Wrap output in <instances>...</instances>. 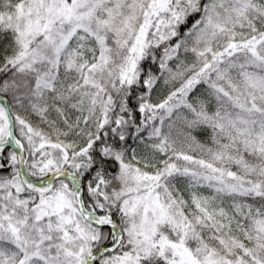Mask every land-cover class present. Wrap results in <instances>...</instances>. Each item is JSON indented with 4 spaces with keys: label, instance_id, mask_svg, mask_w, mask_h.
Masks as SVG:
<instances>
[{
    "label": "snow or ice",
    "instance_id": "1",
    "mask_svg": "<svg viewBox=\"0 0 264 264\" xmlns=\"http://www.w3.org/2000/svg\"><path fill=\"white\" fill-rule=\"evenodd\" d=\"M0 264H264V0H0Z\"/></svg>",
    "mask_w": 264,
    "mask_h": 264
}]
</instances>
